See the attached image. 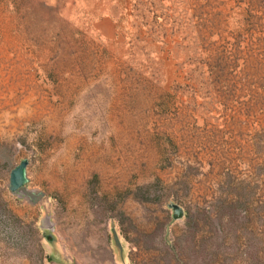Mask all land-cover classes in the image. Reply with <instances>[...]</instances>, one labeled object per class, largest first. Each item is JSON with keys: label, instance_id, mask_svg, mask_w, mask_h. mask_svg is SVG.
Segmentation results:
<instances>
[{"label": "rangeland", "instance_id": "1", "mask_svg": "<svg viewBox=\"0 0 264 264\" xmlns=\"http://www.w3.org/2000/svg\"><path fill=\"white\" fill-rule=\"evenodd\" d=\"M260 229L264 0H0V264H247Z\"/></svg>", "mask_w": 264, "mask_h": 264}, {"label": "trees", "instance_id": "2", "mask_svg": "<svg viewBox=\"0 0 264 264\" xmlns=\"http://www.w3.org/2000/svg\"><path fill=\"white\" fill-rule=\"evenodd\" d=\"M244 205V200L241 199L240 197H235L234 199H230L229 197H225L222 199H217L215 202V219L212 221V225L215 228V232L217 231L219 236V241L218 244L221 242V239H223V237L221 235H223V232L225 231V227L222 225L221 220L222 217L220 216V212H217V209L220 210L221 212L224 210H229V209H238L241 210L242 207ZM190 221V222H189ZM191 218L188 219V224L190 223L191 225ZM243 222L244 225L248 224V221L245 220L243 218ZM247 230V228H246ZM253 231H251V234H255L252 233ZM255 237V235H253ZM256 236L258 237L257 241L258 243H263L264 246V230H257L256 232ZM260 237V238H259ZM193 238L191 237V239L193 240V243L197 246L200 243V240L195 237V234L193 235ZM240 239L242 241L241 245L244 248V251L246 253V255L249 257V262L247 264H264V248H260L257 250L252 249V246H249L247 241L248 239H246L245 235L242 234V236H240ZM202 242V241H201ZM171 248L173 251L176 250V248H178L177 245V239H174L173 244L171 245ZM217 249H215L216 251ZM218 252H215L213 255H216ZM207 255V254H206ZM219 255V254H218ZM208 256V255H207ZM217 264H223L222 260H218L216 261Z\"/></svg>", "mask_w": 264, "mask_h": 264}, {"label": "water", "instance_id": "3", "mask_svg": "<svg viewBox=\"0 0 264 264\" xmlns=\"http://www.w3.org/2000/svg\"><path fill=\"white\" fill-rule=\"evenodd\" d=\"M27 162L22 161L17 167H15L9 177V191L15 194L17 197L25 198L29 203L35 204L42 197L43 193H35L26 189L25 185L28 181L26 176ZM169 208L172 210L173 220H181L184 217V210L176 204H170Z\"/></svg>", "mask_w": 264, "mask_h": 264}]
</instances>
